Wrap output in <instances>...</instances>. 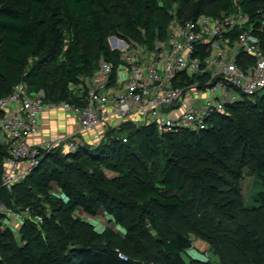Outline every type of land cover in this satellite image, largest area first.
I'll return each mask as SVG.
<instances>
[{"label": "trees", "instance_id": "16d2710c", "mask_svg": "<svg viewBox=\"0 0 264 264\" xmlns=\"http://www.w3.org/2000/svg\"><path fill=\"white\" fill-rule=\"evenodd\" d=\"M236 7L264 13V0H0V100L25 84L46 102L72 103L69 87L90 79L101 58L117 65L109 38L151 49L167 40L171 11L187 21ZM4 155L0 147V162ZM244 175L260 180L254 211L264 210V95L244 96L205 131L160 134L124 123L96 145L51 152L21 184L0 190L6 210L30 208L43 218L20 226V245L0 228V264H210L185 260L190 232L174 226L179 217L215 256L235 249L246 264H264L255 214L239 198ZM53 187L63 200L50 212L28 201L49 199ZM100 209L124 237L97 233L75 217Z\"/></svg>", "mask_w": 264, "mask_h": 264}, {"label": "built area", "instance_id": "2783aa9c", "mask_svg": "<svg viewBox=\"0 0 264 264\" xmlns=\"http://www.w3.org/2000/svg\"><path fill=\"white\" fill-rule=\"evenodd\" d=\"M167 40L149 49L115 38L111 51L117 65L101 58L94 75L71 85L72 103L45 101L42 91L30 93L25 84L0 100V190L11 191L53 151L74 153L85 143L96 145L107 131L130 122L154 126L160 134L200 132L210 120L243 97L264 95V13L240 7L218 17L203 15L179 21L174 12ZM48 111L61 112L78 126L74 133L49 135L38 144L28 138L39 132ZM100 130L99 135L86 134ZM125 142V140H123ZM1 230L14 233L27 220L42 223L30 208L6 210ZM119 258L126 260L123 254Z\"/></svg>", "mask_w": 264, "mask_h": 264}, {"label": "rangeland", "instance_id": "374dc122", "mask_svg": "<svg viewBox=\"0 0 264 264\" xmlns=\"http://www.w3.org/2000/svg\"><path fill=\"white\" fill-rule=\"evenodd\" d=\"M159 4H162V0H157ZM171 1V0H170ZM239 1V0H236ZM175 5V4H174ZM173 5V6H174ZM108 44L110 46V43L108 41ZM246 170L243 171V174ZM262 190V187L260 185V180L256 176H245L240 181L239 184V198L242 203V206L252 213L254 212V221H255V227L258 230V233L260 236L264 239V210L259 209L258 212H255V209H258V204L256 203V195ZM57 198H61L59 200H63L60 192L53 187L49 199H38L37 196L34 197V199H28V201L41 203L43 207H45L46 212H50L54 206L55 201ZM75 217L78 218L80 221H82L87 226L91 227L92 230H94L97 233L100 234H107L109 232L115 233L117 235H120L124 237V230L118 227L114 224L111 215H109L105 210L100 209L97 216L95 217H88L82 213L81 210L75 214ZM217 221H215L216 223ZM174 226L177 229H185L190 232V240H191V248L186 252V255H184L185 260L188 262V259L191 258L192 260H198L200 259L195 258L191 253H196L199 256H205L207 257L206 260L202 261H208L210 264H233L237 262L238 264H246V261L242 260V257L238 254V252L235 249H232L231 251L224 250L222 256H215L213 254V250L210 249L209 244L205 241L204 238H201L196 235V232L191 229V227L186 226L185 222L182 218H178L175 221ZM6 230V227L3 228ZM16 239H17V245H20V237L18 234V230L14 233ZM136 259H139L138 256H135ZM225 260L231 261V263L224 262Z\"/></svg>", "mask_w": 264, "mask_h": 264}, {"label": "crops", "instance_id": "0c3cea01", "mask_svg": "<svg viewBox=\"0 0 264 264\" xmlns=\"http://www.w3.org/2000/svg\"><path fill=\"white\" fill-rule=\"evenodd\" d=\"M78 131V126L72 119H67L61 112L48 111L45 112L41 120L39 121V132L28 138V143L38 144L49 135H55L56 133H74ZM99 135L100 130H95L86 134L87 137Z\"/></svg>", "mask_w": 264, "mask_h": 264}, {"label": "clouds", "instance_id": "9594fccd", "mask_svg": "<svg viewBox=\"0 0 264 264\" xmlns=\"http://www.w3.org/2000/svg\"><path fill=\"white\" fill-rule=\"evenodd\" d=\"M195 258H197V259H200L201 261H204V260H206L207 259V257H205V256H199L198 254H196V253H191Z\"/></svg>", "mask_w": 264, "mask_h": 264}, {"label": "water", "instance_id": "95a60500", "mask_svg": "<svg viewBox=\"0 0 264 264\" xmlns=\"http://www.w3.org/2000/svg\"><path fill=\"white\" fill-rule=\"evenodd\" d=\"M115 40H116V39H115V37H111V38H109V40H108V41H109V42H113V43H114V42H115Z\"/></svg>", "mask_w": 264, "mask_h": 264}]
</instances>
